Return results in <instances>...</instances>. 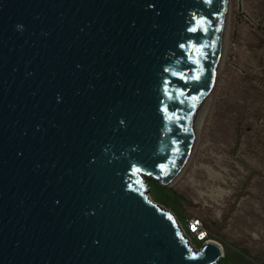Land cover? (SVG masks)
I'll return each instance as SVG.
<instances>
[{"label": "water", "instance_id": "1", "mask_svg": "<svg viewBox=\"0 0 264 264\" xmlns=\"http://www.w3.org/2000/svg\"><path fill=\"white\" fill-rule=\"evenodd\" d=\"M227 0H0V264H216L153 201L213 92Z\"/></svg>", "mask_w": 264, "mask_h": 264}, {"label": "rangeland", "instance_id": "2", "mask_svg": "<svg viewBox=\"0 0 264 264\" xmlns=\"http://www.w3.org/2000/svg\"><path fill=\"white\" fill-rule=\"evenodd\" d=\"M229 1L226 58L194 154L174 182L146 179L185 230L204 222L223 248L216 264H264V0Z\"/></svg>", "mask_w": 264, "mask_h": 264}, {"label": "bare ground", "instance_id": "3", "mask_svg": "<svg viewBox=\"0 0 264 264\" xmlns=\"http://www.w3.org/2000/svg\"><path fill=\"white\" fill-rule=\"evenodd\" d=\"M229 0H227V12H226V23L224 25V28H223V33H222V38H221V44H220V53H219V62H218V68H217V74H216V77L219 76L222 68H223V65H224V62H225V58H226V53H227V46H228V34H229V19H230V7H229ZM214 90V89H213ZM211 96L212 94L210 95L205 107L203 108L201 114H200V118L198 119V122H197V126H196V130H195V134H194V138H193V142L191 144V148H190V152H189V155H188V158L181 170V172L179 173V175L175 178V180L183 173V171L185 170V168L187 167L189 161L191 160V157L192 155L194 154V151H195V148L197 146V143H198V138H199V132L201 131L200 128H201V125H202V122H203V119H204V116L205 114H207V109L209 108V105H210V102H211ZM206 118V117H205ZM200 130V131H199ZM199 145V144H198ZM218 177V175H215ZM174 180V181H175ZM173 181V182H174ZM150 197V195H149ZM178 221V220H177ZM179 223V226L181 227L183 233L187 236L182 224L180 222ZM189 240V244L191 246L192 245V242H191V238L188 239ZM210 241H213L211 239H209ZM215 242V241H214ZM223 249V248H222Z\"/></svg>", "mask_w": 264, "mask_h": 264}, {"label": "built area", "instance_id": "4", "mask_svg": "<svg viewBox=\"0 0 264 264\" xmlns=\"http://www.w3.org/2000/svg\"><path fill=\"white\" fill-rule=\"evenodd\" d=\"M185 232L189 238L194 237L200 242H205L209 236L208 230L200 218H191L188 223V230Z\"/></svg>", "mask_w": 264, "mask_h": 264}]
</instances>
